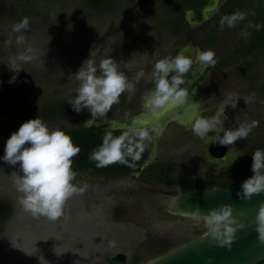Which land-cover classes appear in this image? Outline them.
I'll return each mask as SVG.
<instances>
[{
	"label": "rangeland",
	"instance_id": "rangeland-1",
	"mask_svg": "<svg viewBox=\"0 0 264 264\" xmlns=\"http://www.w3.org/2000/svg\"><path fill=\"white\" fill-rule=\"evenodd\" d=\"M109 1L113 3L111 9L102 10L89 7L86 0H0V79L9 82L14 74L8 68L11 65L7 66L10 56L26 46L36 53L34 60L21 65L24 69L10 83L17 97L13 96L10 105L0 102V148L11 132L35 117L47 102L71 97L77 84L74 72L90 54L97 60L111 55L133 78L141 68L149 73L156 60L175 55L182 45L183 40L159 26L157 17L163 13L160 4ZM24 16L30 20L25 44H6L13 23ZM212 20L192 34L194 42L216 54L215 65L208 67L197 86L202 96L196 114L210 115L218 104L237 99L235 107L225 106L224 127H237L253 119L259 124L246 138L227 145L228 162L222 163L209 161L207 145L214 133L201 139L192 132L196 114L185 124L170 120L159 137L154 162L178 163L175 175L187 179L218 176L248 161L253 142L264 136V51L220 67V60L232 51L239 35L225 31L216 36L213 47L204 46V33L212 30ZM186 53L194 60V46ZM152 87L150 80L142 79L132 98L122 94L107 117L141 111L142 95ZM84 120L72 116L60 122L44 121L65 129L79 127ZM17 170V166L0 162V200L10 205L0 233V264H109V257L118 252L126 255L127 264H138L199 233V224L192 218L165 211L173 194L182 189L178 184L166 187L144 173L138 178L130 174H78L76 182L87 185L86 190L70 197L63 216L52 221L33 216L21 206L22 194L14 184ZM238 178L243 181L241 174Z\"/></svg>",
	"mask_w": 264,
	"mask_h": 264
},
{
	"label": "clouds",
	"instance_id": "clouds-1",
	"mask_svg": "<svg viewBox=\"0 0 264 264\" xmlns=\"http://www.w3.org/2000/svg\"><path fill=\"white\" fill-rule=\"evenodd\" d=\"M247 10H235L219 18V30L237 27L249 15ZM254 15V12L251 13ZM30 27L29 17L24 16L13 23L6 44H25V32ZM253 25L249 21L242 29L240 36L247 39L250 35L248 28ZM200 61L208 66L215 65V52L212 49L197 52ZM36 58L35 50L26 46L21 52L8 58V66L13 71L9 83L15 82L16 73L24 69L21 65ZM193 63V57L184 51L175 55L164 56L154 62L149 73L139 69L133 78L120 69L118 61L111 55L99 60L94 55L85 58L80 67L74 72L76 86L71 97L66 101L71 108L79 113L89 112L84 126H91L97 119L106 120L114 104L120 103L122 94L127 93L130 100L136 92V85L142 79L150 80L154 87L142 95V107L145 111L157 114L159 110H169L186 105L189 97L185 85L184 73L188 72ZM75 93V95H73ZM233 103L218 104L210 115L197 113L191 130L201 139L211 138L223 145H232L238 139L246 138L259 122L255 119L239 124L237 127H224L227 119L225 106H236ZM167 106V108H165ZM159 131V124H149L139 116L130 119L126 127L117 131L106 128L101 142L88 154L97 168L107 167L114 163L134 166L141 159L149 143L154 139V133ZM80 152L79 145L74 144L70 134L60 125L50 126L41 117L35 116L23 121L20 126L7 137L3 155L0 160L17 166L14 184L21 193L20 204L26 212L33 216H44L55 221L64 214L66 201L74 194L83 193L87 185H78L77 172L73 169L72 158ZM252 175L241 182L237 196L249 199L252 194L264 192V148H257L251 153ZM233 208L229 204L210 208L202 214L197 208L193 213L198 222H202L206 235L220 246H230L235 239L238 228L244 227L243 222L232 215ZM261 223H264L262 214ZM211 261V258H209Z\"/></svg>",
	"mask_w": 264,
	"mask_h": 264
},
{
	"label": "water",
	"instance_id": "water-1",
	"mask_svg": "<svg viewBox=\"0 0 264 264\" xmlns=\"http://www.w3.org/2000/svg\"><path fill=\"white\" fill-rule=\"evenodd\" d=\"M228 0H205L198 8L187 7L183 11V19L188 25L189 31H194L212 20ZM194 46L195 56L188 72L184 73L185 85L188 87L189 97L186 105L169 110L161 109L157 114H152L144 109L129 116L121 115L107 117L106 120L97 119L93 125L81 127L89 130L105 131L112 128L116 131L124 128L134 116H139L149 124H159V131L154 133L151 149L145 160L137 170L129 174L140 177L145 169L151 165L157 156L159 137L170 120L185 124L196 114V105L201 99L197 86L208 71V65L200 61L197 52L204 50L200 45L192 43L190 35H187L184 44L177 51L187 52ZM192 104V105H191ZM191 105V106H190ZM167 108V106H165ZM207 153L210 162L227 163L230 150L227 145L208 142ZM241 188V182L227 187H215L211 189H181L176 191L165 211L171 215H178L196 220L193 213L199 208L202 214L210 208L229 204L233 208L232 215L243 222L244 227L238 228L235 239L231 245L220 246L206 235L205 228L201 223L202 231L193 238L172 248L152 259L138 264H254L264 259V223H261L264 214V192L252 194L249 199L237 196ZM197 221V220H196ZM211 258V261H209ZM109 264H127L126 255L118 252L109 257Z\"/></svg>",
	"mask_w": 264,
	"mask_h": 264
},
{
	"label": "trees",
	"instance_id": "trees-1",
	"mask_svg": "<svg viewBox=\"0 0 264 264\" xmlns=\"http://www.w3.org/2000/svg\"><path fill=\"white\" fill-rule=\"evenodd\" d=\"M87 4L91 8H97L102 10L111 9L113 3L109 0H86ZM146 2L160 4L163 7V13H161L159 19V26L164 27L170 35L176 37V39L183 40L185 42L186 35L193 34L199 30L189 31L188 25L183 19V11L187 7H200L205 0H143ZM247 10L249 15L247 18L242 21L235 28H228L225 26L223 31L219 30V18L221 15L226 13H232L235 10ZM254 12V15L251 13ZM249 21L253 25H260L259 28L252 27L247 30L250 32V35L247 39L242 38L239 34L242 29L246 28ZM211 31L208 29L205 30L203 45L206 47H213L215 40L217 39L220 33L229 31L234 35L237 34L239 37L234 42V47L232 51L227 54L226 57L220 60V67H226L232 65L233 63L249 56L253 53L264 51V0H228L224 7L216 14L213 18ZM17 92L13 91L10 83L4 78L0 79V102L6 105H10L13 96ZM70 97L66 98H57L47 102L41 109L36 113L43 120L48 122H60L69 117H82L87 119L89 117V112L85 109L81 112H75L69 103L66 101ZM116 108V107H114ZM35 113V114H36ZM36 116V115H35ZM68 134H70L74 144L79 145L80 152L78 155L72 158L73 169L77 174H108V175H124L129 174L130 172L137 170L140 164L145 160L148 154V147L145 152L142 154L140 160L134 162V166H129L120 163H114L107 167L97 168L95 162L90 160L88 157L89 152L101 142V138L104 134V131L101 130H89L84 129L81 126L79 127H68L64 129ZM119 131V130H118ZM117 131V134H118ZM0 156L4 152V144L1 145ZM257 148H264V136L258 137L256 142H253V147L249 152V160L231 167L229 170L219 174L218 176H210L204 180L196 179H187L175 175L177 170L178 163L174 162H154L149 165L144 174L153 177V181L158 184H162L166 187H172L173 185L178 184L182 189H211L215 187H227L230 185L240 183L238 174L242 175L244 180L248 176L252 175L251 163L252 157L251 153ZM2 160H0L1 162ZM10 213V205L7 201L0 200V233L3 231L4 223L8 218ZM119 213V208L115 209V214Z\"/></svg>",
	"mask_w": 264,
	"mask_h": 264
},
{
	"label": "flooded vegetation",
	"instance_id": "flooded-vegetation-1",
	"mask_svg": "<svg viewBox=\"0 0 264 264\" xmlns=\"http://www.w3.org/2000/svg\"><path fill=\"white\" fill-rule=\"evenodd\" d=\"M187 35H190V37H191V39H192V35L191 34H187ZM187 35H186V37H187ZM186 40V39H185ZM192 43H193V45L194 44H198V45H200L201 46V44H199V43H196V42H194L193 41V39H192ZM202 47V46H201ZM203 48V47H202ZM204 49V48H203ZM139 112V111H138ZM133 115V114H132ZM116 115H114V116H109V117H115ZM129 116H131V115H129ZM196 221V220H195ZM196 222H198V221H196ZM198 224H199V233L203 230L202 229V226H201V223L200 222H198ZM254 264H264V259H262V260H260V261H257V262H255Z\"/></svg>",
	"mask_w": 264,
	"mask_h": 264
}]
</instances>
